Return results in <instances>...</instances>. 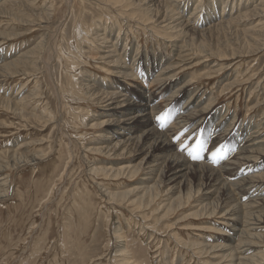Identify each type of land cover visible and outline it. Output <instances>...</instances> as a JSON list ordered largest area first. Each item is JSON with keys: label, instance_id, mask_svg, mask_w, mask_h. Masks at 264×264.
Masks as SVG:
<instances>
[{"label": "rangeland", "instance_id": "obj_1", "mask_svg": "<svg viewBox=\"0 0 264 264\" xmlns=\"http://www.w3.org/2000/svg\"><path fill=\"white\" fill-rule=\"evenodd\" d=\"M112 1L35 0L28 5L26 0H12L0 4V66L15 59L0 67V177L11 188L10 195L0 199V264H211L215 261L199 250L223 242L218 232L220 225L216 223L221 219L218 213H209L208 207L200 211L195 206V194L202 181L213 180L218 175L195 167L189 182L191 193L184 195L182 190L177 207L170 202L173 209L162 217L157 208L164 205L163 197L156 195L155 190L149 193L151 200L146 197L149 209L139 203L140 198L138 203H129L138 196L128 192L139 185L138 163L143 155L132 156V150H127L116 157L99 149H87L99 147L102 142L98 141L102 129L95 120L101 103L84 93L81 82L84 75L100 80L110 78L107 66L100 63L95 53L97 37L106 28L112 40L121 39L120 51L122 45L125 51H131L126 52L129 58L125 63L140 54L149 59L161 56L163 59L165 55V61L178 64L180 81L189 77L190 87L201 92L205 100L209 98L211 108H219L225 114L218 116L229 120L233 116V122L250 132L257 128L264 136V45L245 55L253 47L243 30L250 22L248 18L232 21L230 26L212 27L210 22L196 26L197 13L193 8L198 0H178L175 8L171 6L176 16L182 20L193 12L191 23L200 30L185 28L186 32L174 39L176 46L172 47L168 32L156 25L161 16L168 14V17L172 12L170 8L165 10V0H155L152 6H148V0L138 1L134 6L129 1L116 4ZM218 1L219 5L215 0H202L199 4L207 3V17L212 15L215 21L234 17L227 15L231 2ZM225 1L228 4L223 9ZM244 2L249 4L247 0ZM36 44L43 50L50 45L53 53L50 54V46L49 52H42ZM220 51L223 55L218 57ZM230 51L236 54L231 56ZM61 54L70 58L61 61L60 58L66 57ZM202 55H207V61L202 60ZM137 57L132 63H136ZM213 64H216L214 68ZM127 65L128 72L135 77L133 81L141 82L131 69L133 65ZM143 82L146 84L148 80ZM229 82L232 85L228 86ZM177 84L164 91V96ZM164 118L169 121L167 114ZM128 164H136L139 169L122 168L115 175L114 168ZM97 166L110 167L113 171L92 170ZM229 190L238 197L236 189ZM263 202L257 200L249 212L264 216ZM257 233L264 236V229ZM121 245L126 250L123 254L118 251ZM256 250L249 249L247 255Z\"/></svg>", "mask_w": 264, "mask_h": 264}, {"label": "bare ground", "instance_id": "obj_2", "mask_svg": "<svg viewBox=\"0 0 264 264\" xmlns=\"http://www.w3.org/2000/svg\"><path fill=\"white\" fill-rule=\"evenodd\" d=\"M10 1L12 0H1L0 4H5ZM119 1H129L128 4L134 6L137 4L136 2L145 0H113L112 3L116 4ZM177 1L178 0H165V10L170 8L172 12L166 17L168 14L165 11L167 15L165 17L161 16V20L158 18L159 21L157 20L158 22L156 24L158 28L168 32L167 37L171 38L170 40L172 44H170L172 47L176 46V40L174 39L186 32L184 30L185 28L200 30V27L197 28L194 26L193 22L191 23L190 19L193 17V12L187 18L182 20L180 19L181 16L180 18L179 16H176V11L173 10L171 6L175 8L174 3ZM200 1L198 0V4H195V7L193 6L194 10L196 8L198 21L195 20V25H198L199 23V26L202 27L210 22V25L213 24L212 27L221 25L230 26L232 21L236 20V22H239L241 21L239 20L241 18H248L250 21L248 26L242 29L248 34L247 38L252 41V44H250L253 45V47H251V50L249 49L250 51L247 50L245 55L258 51L259 48L264 45V0H247L249 4L247 2L242 4V0H239L236 4H234L235 0H228L231 2L230 4H228V1L222 2L224 3L222 7L223 9H226L225 7L227 4L230 6L227 15L234 17L226 20L220 19L219 21H215L212 15L207 17V3L204 4L205 6H202L199 4ZM26 2L28 5H32L35 3V0H26ZM147 2L149 3L148 6H152V4L155 3V0H148ZM215 2L218 5L220 4L217 0H215ZM240 5H242V9L244 10L242 13ZM250 5L252 8H250ZM234 7L235 10L233 9ZM208 8H210V6H208ZM43 9L44 8H42V11H44ZM173 13L175 14L174 16L172 15ZM234 13H236V15H233ZM128 15L131 17L133 12H129ZM208 19L210 20L207 21ZM99 35L100 34L96 36ZM111 36L112 34L110 30L105 28L102 31V34L97 37L99 43H97V46L95 47L98 51L95 53L98 54V58L101 61L100 63H102L103 66H107L106 70L108 71L110 78L100 80L99 78H91L90 75L89 78L86 77L87 75H84L81 82L84 93L98 103H101V106H99L100 108L98 107L100 109L98 117H95V120L96 124L102 129L98 135V141L102 142H100L99 147L92 146L89 148L87 147V149H99V151H102L103 153L108 155L113 154L116 157L119 156L122 151L125 152L127 150H132V156L142 154L143 156L138 163L141 171L139 185H136L134 188L132 187L131 190H129L130 192H128L133 194L138 193V196L131 199L129 203H138L137 200L140 198L139 203L141 202L142 205L144 203V209H149V200H147L146 197L149 198L150 191L155 190L157 193L156 195L160 194V196L163 197L161 200L164 201V205L162 204L164 209L163 206L161 207L160 205H158L157 208L160 213L162 212L161 217L166 214L167 210L170 211V209H173L169 207L170 202L174 203L177 207L182 190H184V195L191 193L189 190V182L195 167H197V169L205 168L212 173L217 174L218 176L215 179L211 180L212 178H208L207 182L202 181L203 183L201 182L199 184L195 194V197L197 196L195 206L197 205L198 209H201L200 211H202V208L204 209V207H208V209H211L209 213H218V217L221 221L216 223L220 225L218 232L220 231L219 235L223 238V242L211 243L209 246H202L199 253L201 254L204 252L209 257L213 258L215 261L212 262L210 260L212 262L211 264H256L264 261V236L257 233L264 229V218L262 219L263 214L249 212L251 207L256 206L254 203L257 200H264L263 133L261 134L257 128L252 129L250 132L246 127H243V125L241 126L237 122H233V116L230 120L229 118L224 119L225 117L223 118L221 115L225 114H222L219 108L215 109L214 107L211 108V106H209L211 105L208 102L209 98L205 100L203 95H201V92L199 93L197 90H193L190 87L191 80L189 77L183 81L179 80L176 68L178 64L171 60L170 62L174 64L169 63L168 60L165 61V55L163 59H160L162 58L160 55V58L156 56L157 58L151 57L149 59L146 55L144 56L140 54L138 57L136 56V63H132L136 57H134L135 59L133 58L131 62L125 63L129 58L127 53L130 54L131 51H125L126 49L124 50V45L121 46L122 48L120 51L121 39L117 42V38L112 40ZM91 41H93V38H91ZM123 43L125 44V42ZM37 44H39V42ZM37 44L36 47L38 48L39 46L42 52H44V50L49 52L50 45H46L43 50L40 45ZM81 47L82 46H80V48ZM51 49L52 47L50 46V54L53 53ZM243 50L244 49H242V51ZM234 52L230 51V53H228L232 56L233 54H236ZM50 54L49 58H51ZM61 55L66 56V54ZM217 55L218 57L222 56L223 52L221 53L220 51ZM242 55H244V53ZM59 56L60 55L57 57ZM206 56L207 55L203 56V61L206 60ZM65 58L70 57L66 56L60 59L62 61V59L64 60ZM14 60L15 59H12L0 67L8 65ZM127 64L133 65L131 69L134 72L136 71V78H139L138 80H141V82L133 81L135 77L131 74L132 72H128ZM215 66L216 64L211 65L213 68ZM131 69L129 70L131 71ZM145 80H148L146 84L143 82ZM231 83L232 82H229L227 85H232ZM174 84H177V86L174 87L168 95L164 96V91ZM104 88L107 90H102ZM161 95L163 98L157 103L156 100ZM180 99L182 101L181 104H179ZM218 113H221V115L218 116ZM165 114L168 115L169 121L164 118ZM157 117H163V120H158ZM161 123L164 124L163 128L160 126ZM209 125L212 126L208 128ZM255 127H257V125ZM250 128H252V126ZM181 132L184 133L183 137L179 140L174 138V133L179 136ZM201 145H203V149L201 148ZM218 148L221 149L218 156L226 155L227 159L221 160L219 164H214L212 162V152L216 151ZM189 152L199 154L200 156L205 157V159L193 160L188 155ZM135 165L136 164L120 165V167L118 166L119 168H114L116 169V171H114L116 172L115 175L117 174V170L121 171L122 168H125V171H128L126 169L129 168H132L129 169L131 171L136 168L138 170L139 167H135ZM100 168H104L108 172L113 171L112 168L104 166L93 167L92 170ZM6 182L7 181L3 176L2 178L0 177V199L6 198L11 193V188ZM232 187L237 190L236 195L238 197L234 195L235 193L232 194L230 192L229 189H233ZM105 191L107 190L102 192ZM106 193L104 194L110 197V192ZM160 202L161 201H159V203ZM258 211L261 212L259 209ZM211 214H208V216ZM118 241L120 240L118 239ZM255 248L257 249L255 253L248 256L247 253L249 249ZM123 250L126 251L123 248V245H121L118 251L119 253H125ZM128 262L130 263V261Z\"/></svg>", "mask_w": 264, "mask_h": 264}, {"label": "snow or ice", "instance_id": "obj_3", "mask_svg": "<svg viewBox=\"0 0 264 264\" xmlns=\"http://www.w3.org/2000/svg\"><path fill=\"white\" fill-rule=\"evenodd\" d=\"M158 120H163V117H157ZM162 128L164 127V124L161 123L160 125ZM174 135V138L176 139H180L181 137L184 136V133L181 132L179 134V136H177L175 133L173 134ZM201 148L203 149V145H201ZM221 149H216V151H213L212 152V162L214 164H219L221 160H226L227 159V156L226 155H219L218 156V153H220ZM188 155L193 159V160H202V159H205V157L203 156H200L199 154H193L192 152H189Z\"/></svg>", "mask_w": 264, "mask_h": 264}]
</instances>
